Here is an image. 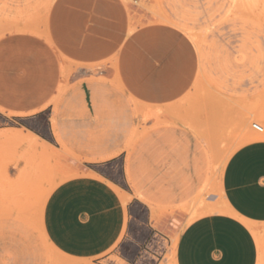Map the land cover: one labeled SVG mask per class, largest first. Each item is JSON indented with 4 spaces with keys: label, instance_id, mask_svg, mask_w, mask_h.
I'll return each mask as SVG.
<instances>
[{
    "label": "crops",
    "instance_id": "obj_1",
    "mask_svg": "<svg viewBox=\"0 0 264 264\" xmlns=\"http://www.w3.org/2000/svg\"><path fill=\"white\" fill-rule=\"evenodd\" d=\"M45 31L46 39L29 33L0 39V118L35 123L45 117L51 139L57 134L83 157L72 164L77 175L60 182L45 202L46 240L64 264H102L110 256L134 264L152 234L172 229L163 223L154 229L149 211L138 221L144 206L135 196V165L117 163L127 156L122 146L129 126L118 99L123 93L158 101L186 92L198 72L197 55L175 28L136 25L121 0H55ZM92 77L97 80L89 82ZM221 189L227 211L196 218L180 231L175 264H259L264 140L229 157Z\"/></svg>",
    "mask_w": 264,
    "mask_h": 264
},
{
    "label": "rangeland",
    "instance_id": "obj_2",
    "mask_svg": "<svg viewBox=\"0 0 264 264\" xmlns=\"http://www.w3.org/2000/svg\"><path fill=\"white\" fill-rule=\"evenodd\" d=\"M54 1L0 0V39L19 33L46 39ZM121 1L139 27L178 30L198 58L186 92L158 101L123 93L118 99L129 126L122 146L127 156L117 163L123 160L126 169L131 160L135 165L138 193L127 188L144 206L138 221L149 211L154 229L159 223L172 229L156 232L154 248L149 255L140 252L136 262L146 264L155 255V264H175L180 231L196 218L227 211L221 181L229 157L264 132L254 127L264 129V0ZM105 64L93 68L94 74ZM65 90L63 85L59 92ZM44 118L35 123L0 118L5 128L0 130V264H64L46 240L43 209L53 189L77 175L72 164H81L83 157L57 134L53 141ZM28 133L40 140L31 144ZM130 151L136 156L130 158ZM115 174L124 185L119 168ZM112 262L126 264L116 256L102 264ZM259 264H264V248Z\"/></svg>",
    "mask_w": 264,
    "mask_h": 264
},
{
    "label": "built area",
    "instance_id": "obj_3",
    "mask_svg": "<svg viewBox=\"0 0 264 264\" xmlns=\"http://www.w3.org/2000/svg\"><path fill=\"white\" fill-rule=\"evenodd\" d=\"M133 2L137 1V0H131ZM256 129H259L257 126H254ZM158 240V235L157 234H153L152 240H149L146 244H145V249L143 250V252L140 253V255H149V253L151 252V248H154L155 242ZM155 254V253H154ZM153 254V255H154ZM142 256H140L139 258H141ZM155 255L152 256V260H150V262L146 263V264H155ZM134 264H138V261L135 262Z\"/></svg>",
    "mask_w": 264,
    "mask_h": 264
},
{
    "label": "bare ground",
    "instance_id": "obj_4",
    "mask_svg": "<svg viewBox=\"0 0 264 264\" xmlns=\"http://www.w3.org/2000/svg\"><path fill=\"white\" fill-rule=\"evenodd\" d=\"M254 126H257L258 128H259V130L261 131V132H263V130L264 129H262V127H260L259 125H256V124H254ZM259 135H257L256 137H255V141H257V140H262V135H264V132H263V134H261L260 135V133H258ZM28 138H29V142L31 143V144H34L38 139H37V136H35V134H32V133H29V135H28ZM39 141V140H38ZM43 144V143H42ZM46 144V143H45Z\"/></svg>",
    "mask_w": 264,
    "mask_h": 264
}]
</instances>
